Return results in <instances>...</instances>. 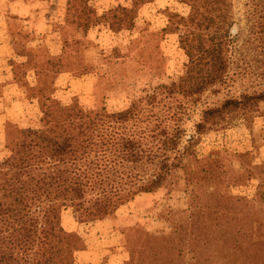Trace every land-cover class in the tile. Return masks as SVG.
<instances>
[{"label":"rangeland","instance_id":"1","mask_svg":"<svg viewBox=\"0 0 264 264\" xmlns=\"http://www.w3.org/2000/svg\"><path fill=\"white\" fill-rule=\"evenodd\" d=\"M227 1L234 19L231 33L238 40L234 67L247 74L234 78L230 88L204 95L203 105L183 125L189 135L205 107L264 90V41L258 28L264 0ZM73 8L90 12L87 28L73 21ZM189 13L187 0H0V160L9 154L7 142L16 130L40 129L45 111L54 107L106 103L109 111H122L143 91L178 81L187 71L182 18ZM27 17L49 48L61 49L67 41L65 69L84 78L61 75L54 86L57 74L43 69L46 49L28 53L39 41L6 49L3 43L23 29L18 23L25 26L21 22ZM110 71L114 75L108 76ZM184 165L170 184L140 195L105 220L82 222L73 209L64 210V229L80 238L72 264H225V233L206 221L198 231L190 229L192 198L206 211H232L234 226L241 212L253 211L246 234L252 231L254 240L264 242V103L229 114L225 129L203 134L198 153ZM211 235L222 237V243Z\"/></svg>","mask_w":264,"mask_h":264},{"label":"trees","instance_id":"2","mask_svg":"<svg viewBox=\"0 0 264 264\" xmlns=\"http://www.w3.org/2000/svg\"><path fill=\"white\" fill-rule=\"evenodd\" d=\"M187 1L190 13L182 18L187 27L182 40L188 63L178 81L143 91L122 111H109L106 103L101 108L95 103L54 107L45 111L40 129H18L8 140L9 154L0 160V264H72L80 238L64 229V210L73 209L82 222L115 215L140 195L170 184L198 153L202 135L225 129L229 114L264 103V90L229 97L202 109L194 134H188L185 120L203 105L204 95L230 88L234 78L247 73L234 67L238 40L231 33L232 5L227 0ZM73 10V21L87 28L90 12ZM120 11L132 13L126 8ZM261 19L258 28L264 41V11ZM25 22H21L25 26L18 23L23 29L10 34L7 43L17 48L39 41L28 53L46 49L49 57L43 69L57 74L54 86L61 75L86 76L74 77L65 69L66 40L61 49H51L38 38L34 21L27 17ZM112 75L114 71L108 72ZM195 200L191 199L188 216L190 229L198 231V225L206 221L225 233V264H264V242L254 240L252 231L246 234L253 211L241 212L234 226L232 211H206ZM211 238L222 243V237Z\"/></svg>","mask_w":264,"mask_h":264},{"label":"crops","instance_id":"3","mask_svg":"<svg viewBox=\"0 0 264 264\" xmlns=\"http://www.w3.org/2000/svg\"><path fill=\"white\" fill-rule=\"evenodd\" d=\"M2 43H0V45H1ZM5 46H6V49H11V50H14V48L11 46V45H9L8 43H3ZM59 50V49H58Z\"/></svg>","mask_w":264,"mask_h":264}]
</instances>
